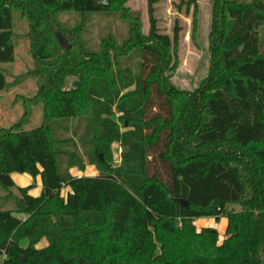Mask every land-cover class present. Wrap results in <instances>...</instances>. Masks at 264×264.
<instances>
[{
	"label": "trees",
	"instance_id": "1",
	"mask_svg": "<svg viewBox=\"0 0 264 264\" xmlns=\"http://www.w3.org/2000/svg\"><path fill=\"white\" fill-rule=\"evenodd\" d=\"M218 4L207 85L182 93L167 74L180 27L172 38L158 30L154 0L147 36L133 25L126 48L110 42L115 56L109 49L94 58L64 48L45 11L109 12L121 0H0V63L15 59L20 7L43 80L41 125L0 127V185L23 196L19 208L0 210V264H264V0ZM131 50L137 72L115 61ZM8 88L0 70V90ZM113 143L121 147L116 166ZM86 163L99 175H72ZM12 173L40 176L41 194L17 186ZM236 204L242 209L229 208ZM222 216L221 244L215 228L194 224Z\"/></svg>",
	"mask_w": 264,
	"mask_h": 264
},
{
	"label": "rangeland",
	"instance_id": "2",
	"mask_svg": "<svg viewBox=\"0 0 264 264\" xmlns=\"http://www.w3.org/2000/svg\"><path fill=\"white\" fill-rule=\"evenodd\" d=\"M154 14L158 30L173 37L176 23L180 27L178 51L173 55L171 51V66L167 74L172 85L182 93H195L203 86L211 75L216 61L214 48V26L220 24L222 14L219 13L218 0H154ZM45 26L58 34L63 40L64 48L72 53L83 52L94 58L102 50L110 49V42L116 48H126L132 38L133 25L140 26V34L147 36L150 22L148 0H121V5L109 12L79 14L75 12L59 13L45 11ZM13 30L15 34V59L12 63H0V70L7 74L9 88L0 90V127H10L20 123L22 129H32L41 125L42 105L37 104V95L42 83V75L35 73V62L30 52L29 21L24 10L13 8ZM260 46L264 50V27L259 30ZM130 41V42H129ZM115 56V50L110 49ZM123 52V51H122ZM82 53V54H83ZM115 60V59H114ZM122 68H131L133 72L139 69L140 57L137 51L131 50L127 55L116 59ZM114 65V64H113ZM117 71L116 65L113 66ZM115 71V72H116ZM78 77L69 76L66 79L67 87ZM116 118V117H115ZM75 121L70 124L73 125ZM72 133H69L71 136ZM81 148V152H82ZM113 166L121 162V147L118 143L112 144ZM102 157V155H101ZM239 168L240 173L246 176L240 164L232 162ZM91 166V167H89ZM81 173L82 176H96L99 171L95 165L85 164L83 168H73L72 174ZM15 184L28 187L29 194L39 196L42 191L41 177L15 173L12 177ZM69 188L62 189L65 195ZM19 189H5L0 185V210L19 208L22 201ZM241 204L231 205L230 209L241 210ZM228 219L225 216L205 217L195 219L197 229L211 227L218 231V242L221 244L226 238ZM44 244L43 241L38 247Z\"/></svg>",
	"mask_w": 264,
	"mask_h": 264
},
{
	"label": "water",
	"instance_id": "3",
	"mask_svg": "<svg viewBox=\"0 0 264 264\" xmlns=\"http://www.w3.org/2000/svg\"><path fill=\"white\" fill-rule=\"evenodd\" d=\"M176 201L179 202L181 204V206H183V207H187L188 206V202L185 199L178 198V199H176Z\"/></svg>",
	"mask_w": 264,
	"mask_h": 264
},
{
	"label": "crops",
	"instance_id": "4",
	"mask_svg": "<svg viewBox=\"0 0 264 264\" xmlns=\"http://www.w3.org/2000/svg\"><path fill=\"white\" fill-rule=\"evenodd\" d=\"M89 167H91V166H89ZM71 173H72V170H71ZM14 174H15V173H12V174H11V177H13ZM27 175H29V174H27ZM72 175H73V174H72ZM75 176H82V174H81V173H78V174H76ZM43 242H44V244H42L41 246H44V245L46 244V241H45V240H43Z\"/></svg>",
	"mask_w": 264,
	"mask_h": 264
},
{
	"label": "built area",
	"instance_id": "5",
	"mask_svg": "<svg viewBox=\"0 0 264 264\" xmlns=\"http://www.w3.org/2000/svg\"><path fill=\"white\" fill-rule=\"evenodd\" d=\"M5 258H6V254H4L3 256H2V258H1V262L3 263V261L5 260Z\"/></svg>",
	"mask_w": 264,
	"mask_h": 264
}]
</instances>
